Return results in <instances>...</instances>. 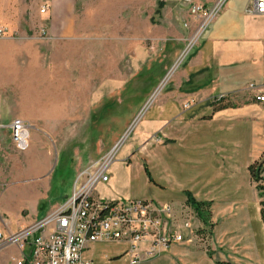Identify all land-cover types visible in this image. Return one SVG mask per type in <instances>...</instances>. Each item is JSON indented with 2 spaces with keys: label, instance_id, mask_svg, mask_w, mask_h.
Returning <instances> with one entry per match:
<instances>
[{
  "label": "crops",
  "instance_id": "obj_1",
  "mask_svg": "<svg viewBox=\"0 0 264 264\" xmlns=\"http://www.w3.org/2000/svg\"><path fill=\"white\" fill-rule=\"evenodd\" d=\"M214 1L202 3L211 5ZM251 9L249 0L222 3L198 44L156 90L131 143L122 156L110 162L107 181L96 184L101 196L97 191L95 194L101 198L150 197L170 202L176 212L189 206L187 193L209 203V233L202 235L201 228H206L198 217L196 225L200 241L212 237L213 250L208 253L174 243L159 256L157 264L169 257L180 258L183 264H264L252 220L253 214L259 213L260 198L248 170L258 161L264 176V102L257 101L249 87L264 88V17ZM70 18V12H52L45 25L53 30L54 20L62 19L68 31ZM195 25L191 18L182 31L189 33ZM175 27L181 28L179 23ZM20 32L16 37L0 38V90L10 88L7 75L12 68L25 67L31 61L26 55L34 51V37ZM218 95L226 99L215 102ZM34 96L31 92L26 98ZM5 114L0 113V172L6 174L0 177L6 181H0V195L8 187L46 175L50 165L49 154L40 153L35 145L40 139L36 132L50 130L51 120L41 123L40 115L21 103L8 118ZM14 118L30 124L28 147L21 158L8 128ZM135 178H139L137 185ZM151 179L161 191L151 192ZM147 187L149 191H145ZM34 220L30 218L28 224ZM1 221L7 227L4 217ZM88 250L84 258H90Z\"/></svg>",
  "mask_w": 264,
  "mask_h": 264
},
{
  "label": "rangeland",
  "instance_id": "obj_2",
  "mask_svg": "<svg viewBox=\"0 0 264 264\" xmlns=\"http://www.w3.org/2000/svg\"><path fill=\"white\" fill-rule=\"evenodd\" d=\"M189 1L0 0V23L8 27L9 36L24 30L35 44L34 51L26 55L31 59L28 65L12 68L7 75L10 88L0 90V113L6 112L8 118L21 103L40 115L41 123L51 120L50 130L36 132L40 139L35 145L50 156L48 173L8 187L0 195L3 233L27 225L30 218L40 220L63 204L78 172L89 168L122 138L113 161L123 155L156 90L202 35L192 41L194 29L182 31L191 19ZM52 12L71 13L68 31L62 19L54 20L53 30L47 28L45 22ZM31 92L35 93L32 100L26 98ZM25 150H19L20 158ZM2 172L0 176L6 174ZM138 180L135 178L136 185ZM0 181L6 179L0 177ZM151 182V192L161 191L154 179ZM98 188L94 190L98 192ZM252 220L256 245L263 255L264 225L259 213ZM205 228L208 234V223ZM187 244L192 250H213L212 237ZM125 250L123 243L99 241L89 246L86 256L93 264H130ZM162 254L143 257L136 264H157ZM166 260L163 264H183L180 258Z\"/></svg>",
  "mask_w": 264,
  "mask_h": 264
},
{
  "label": "built area",
  "instance_id": "obj_3",
  "mask_svg": "<svg viewBox=\"0 0 264 264\" xmlns=\"http://www.w3.org/2000/svg\"><path fill=\"white\" fill-rule=\"evenodd\" d=\"M225 0L211 5L189 1L190 16L195 20L197 37L208 28ZM253 13L264 17V0H249ZM45 8H41L44 12ZM193 33V34H194ZM9 36L0 23V38ZM257 101L264 102V88L249 86ZM226 99L218 95L215 102ZM12 144L19 150L28 147L30 124L14 118L8 126ZM122 140L115 143L89 168L76 176L70 197L42 219L19 227L13 232H0V264H93L83 253L91 243L106 241L126 245L130 264L143 257H153L170 249L174 243L201 239L197 215L190 206L179 212L170 202L153 199H101L95 194L98 182L108 179V167ZM8 252L4 258L2 253Z\"/></svg>",
  "mask_w": 264,
  "mask_h": 264
},
{
  "label": "trees",
  "instance_id": "obj_4",
  "mask_svg": "<svg viewBox=\"0 0 264 264\" xmlns=\"http://www.w3.org/2000/svg\"><path fill=\"white\" fill-rule=\"evenodd\" d=\"M248 170L250 172L251 180L252 182L255 183L256 189L258 191V195L260 198L259 213H260L261 221L264 224V176L262 175V172H263L262 164L258 161H254L253 163L249 165ZM186 203L194 210L200 222L206 225L209 219V215H210L209 203L197 201L189 193H187ZM201 232L203 236L206 234V231L204 230V228H201Z\"/></svg>",
  "mask_w": 264,
  "mask_h": 264
},
{
  "label": "bare ground",
  "instance_id": "obj_5",
  "mask_svg": "<svg viewBox=\"0 0 264 264\" xmlns=\"http://www.w3.org/2000/svg\"><path fill=\"white\" fill-rule=\"evenodd\" d=\"M198 33H199V30H197V32L192 35V37H191L192 41L197 38Z\"/></svg>",
  "mask_w": 264,
  "mask_h": 264
}]
</instances>
